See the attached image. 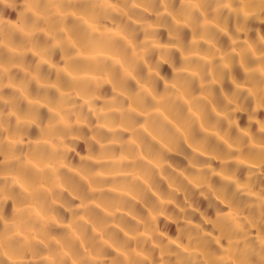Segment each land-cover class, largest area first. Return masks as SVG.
Segmentation results:
<instances>
[{"label": "bare ground", "instance_id": "bare-ground-1", "mask_svg": "<svg viewBox=\"0 0 264 264\" xmlns=\"http://www.w3.org/2000/svg\"><path fill=\"white\" fill-rule=\"evenodd\" d=\"M0 264H264V0H0Z\"/></svg>", "mask_w": 264, "mask_h": 264}]
</instances>
